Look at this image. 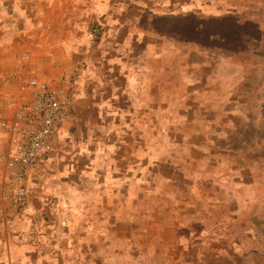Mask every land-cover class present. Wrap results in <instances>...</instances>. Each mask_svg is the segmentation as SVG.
Returning <instances> with one entry per match:
<instances>
[{"label":"rangeland","instance_id":"rangeland-1","mask_svg":"<svg viewBox=\"0 0 264 264\" xmlns=\"http://www.w3.org/2000/svg\"><path fill=\"white\" fill-rule=\"evenodd\" d=\"M223 1L226 10L217 12L214 19H163L153 25L168 36L167 41L163 39L168 55L162 62L157 58L151 63L168 68V73L155 75L168 87V97L163 98L168 103L166 114L157 102L136 123L127 115L130 106L125 96L116 98V106L126 116L114 119L115 102L100 101L111 98L112 91L93 88L104 81H125L112 72L110 59L98 56L102 29L86 27L83 36L90 37L91 32L93 39L85 44L80 39L69 42L70 55L62 59L31 51L23 59L22 76L45 78L74 65L81 69L79 95L86 88L93 104L80 125L70 128L73 135L69 137L78 149L84 142L97 143L99 136L89 135L87 124L97 123L99 106L106 105L112 113L102 115L107 116L105 127L110 134L100 140L110 146L119 142L138 146L134 138L123 136L139 126L150 131L152 139L146 140L153 151L160 152L163 141L170 159L178 155L183 160L154 164L142 171L116 168L88 185L79 170L77 177H71L64 145L68 137L60 139L57 153L49 158L51 163L45 162L35 173L23 212L0 195V223L14 233L39 220L47 222L51 209L60 231L56 239L71 242L67 218L72 193L67 183L77 180L78 192L88 195L73 213L72 224L77 225L73 241H92L100 248L75 250L73 264H264V0ZM137 48L141 50L142 45ZM192 84H197L194 90ZM180 86L183 89L178 91ZM76 115L74 111L69 121ZM161 132L168 136L160 137ZM46 196H51L50 206ZM40 203L47 208L42 209L43 218L37 219L33 216ZM100 206L104 212H114L118 225L95 243L93 235L81 233L79 215L85 207ZM16 236L9 235V241L18 240ZM2 240L9 242L0 235Z\"/></svg>","mask_w":264,"mask_h":264},{"label":"crops","instance_id":"crops-1","mask_svg":"<svg viewBox=\"0 0 264 264\" xmlns=\"http://www.w3.org/2000/svg\"><path fill=\"white\" fill-rule=\"evenodd\" d=\"M224 3L223 0H0V116L7 113L9 94L14 90L17 84L16 79L25 67L24 55L33 51L38 54L50 53L60 59L67 57L70 55L69 46H71L68 43L77 41L76 39H80L83 44L91 41L94 37L93 33L90 32V37H87L88 34L84 36L83 34L86 27L89 30L94 26L103 31L100 44L98 42V56L110 59L109 66L112 72L116 71L118 77L125 79L123 83L111 80L98 83L93 87L98 88V91L107 89L112 91L111 98H101L100 101L106 105L108 101L115 102L113 107L118 110L113 111L116 113L113 118L123 119L122 117L126 116L125 111L116 106V98L120 96L126 97L124 101L130 106L127 115L133 116L131 119L134 123L138 122V117L142 116L143 112L156 106L157 102L160 105V112L164 111L166 114L165 107L168 102L163 98L168 97V87L155 75L168 73V68L163 65L154 66L151 63L157 58L163 61L168 55V46L163 44V39L167 41L168 36L166 32H159L152 28L153 25L156 21L163 19L186 17L214 19L217 12L226 10ZM44 42L47 45L37 46ZM138 45H142L141 50H138ZM181 72L184 73V71ZM196 86L197 84H192L190 89L194 90ZM84 89L75 105L77 115L61 129V139L68 137L64 140V145L68 150L66 166L71 177H77L76 172L79 170L83 173L82 181L93 185L96 184L94 181H100L106 172L116 168L142 171L147 167L152 169L154 164L167 165L183 160L178 155H175L176 160H173V156L170 159L169 149L163 145V141H161L160 152L153 151L148 146L149 141L146 140L152 139L150 131L147 130V132L139 126L132 131H127L129 135L123 136L134 138L138 146H132L128 142L107 145V142L100 140V138L106 139L110 134L105 127L107 116L103 115L104 111L107 114L112 111H109L106 105L99 106L101 119H98L97 123L84 120L88 121V134L99 136L97 143L88 145L84 142V145L79 147L81 150L78 149L76 142L72 143L69 137L73 135L70 128L80 125L82 118L87 115V108L93 104L91 94L87 93L86 88ZM181 89L183 87L178 91ZM105 93L102 92L100 95ZM194 96L193 94L191 99L193 104L196 99ZM136 118L137 121H135ZM102 127L104 129H101ZM162 136L168 135H163L161 132L160 137ZM99 140L101 145H98ZM83 158L85 161L80 163ZM46 162L51 163L50 159ZM175 167L178 168L177 165ZM36 178L40 177L37 175ZM67 185L72 193L71 198L68 199L72 211H69V218H67L71 225L68 237L69 240L72 239L71 242L56 239L60 231L51 209L47 210L50 211L47 215L50 219L47 222L42 223L39 220L35 226L18 227L14 233H11L8 225L1 222L2 239L9 241L12 239L9 235H19L16 238L21 240L0 242V264H73L75 250L88 252L100 248L93 245L92 241L84 243L73 241V231L77 230V225L72 224L76 217L73 213L78 206L80 208L88 194L83 196L78 192L77 186L80 183L77 180H70ZM46 197V204L50 206L51 196ZM37 208L38 211L33 217L41 219L44 212L42 209L47 207L40 203ZM104 210L103 207L97 209L85 207L79 215L80 226L84 231L81 233L93 235L95 243L102 242L103 234L111 232L114 225H118L113 220L114 212H104ZM87 240H89L88 237Z\"/></svg>","mask_w":264,"mask_h":264},{"label":"built area","instance_id":"built-area-1","mask_svg":"<svg viewBox=\"0 0 264 264\" xmlns=\"http://www.w3.org/2000/svg\"><path fill=\"white\" fill-rule=\"evenodd\" d=\"M52 73L45 78L19 75L7 113L0 117V195L20 213L35 173L57 153L61 127L74 114L80 93L78 65Z\"/></svg>","mask_w":264,"mask_h":264}]
</instances>
